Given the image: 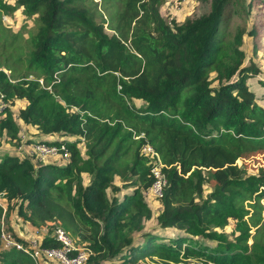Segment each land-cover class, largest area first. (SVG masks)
<instances>
[{
  "label": "trees",
  "instance_id": "1",
  "mask_svg": "<svg viewBox=\"0 0 264 264\" xmlns=\"http://www.w3.org/2000/svg\"><path fill=\"white\" fill-rule=\"evenodd\" d=\"M163 1L0 0V16L21 7L34 21L27 49L18 32L6 37L0 25V57L7 52L2 65L9 70L0 71L7 103L0 116V193L12 199L4 210L0 204V217L14 208L23 228L58 221L90 249L85 264L147 257L154 264H264V175L234 164L264 150V106L248 79L263 89L264 80L240 50L243 34L253 51L264 38V0L254 7V0H199L206 11L172 26L159 12ZM255 10L258 22L246 30ZM232 14L244 28L230 41ZM21 127L27 144H63L67 160L17 152ZM144 144L166 166L156 226L149 227L152 210L143 194L152 163ZM206 183L211 189L203 196ZM245 199L253 200L248 216ZM42 245L56 242L44 237ZM0 264L32 262L9 248L0 250Z\"/></svg>",
  "mask_w": 264,
  "mask_h": 264
},
{
  "label": "rangeland",
  "instance_id": "2",
  "mask_svg": "<svg viewBox=\"0 0 264 264\" xmlns=\"http://www.w3.org/2000/svg\"><path fill=\"white\" fill-rule=\"evenodd\" d=\"M97 1V3H99V0H94ZM7 3L9 4H13V0H6ZM258 5V0H254V4L253 7ZM207 6H205L204 4H199V0H164L162 2V4L159 6V12L161 14V16L164 18V20L171 24L170 26H172L174 23L180 24L182 23L187 17L193 18L195 16H198L199 14H201L202 12L206 11ZM260 14L259 11H254L250 14L249 16V21L245 23V27L246 30L248 29L249 23L257 21L258 22V17H254L255 15ZM0 25L4 28H6L7 31V36L8 34H14L16 32H18V37L20 44L22 45V47L26 46L25 49H27V38H28V30L32 29V27L34 26V21L32 19V17H27L21 10V7L16 8L11 14H3L1 13L0 16ZM239 28H244V22L242 21L241 17L232 14L231 18L227 24V29H226V33L228 36V39L231 41L232 40V36L235 33L236 29ZM108 33H110L108 31ZM8 41V38H7ZM24 45V46H23ZM9 49V48H8ZM8 49H6L8 51ZM5 50V51H6ZM240 50L243 51L244 53V60L245 62H247V60L252 61L253 65H255L256 69L259 71V73H257V78H260L262 80H264V38H261V41L258 44L257 49H255L253 51V46L251 43V38L248 35L243 34L242 37V44L240 46ZM4 52V51H3ZM7 52H5V54L2 55L5 56ZM0 57V69L4 70V66L2 65L3 58ZM8 64H10L11 62L9 61V59L7 60ZM19 65H21V62L18 63ZM16 65V64H15ZM26 65V62L23 61L22 65H21V73L25 74V70L24 67ZM246 65V64H245ZM4 71L9 73V70L5 69ZM210 76H212V73H209ZM33 75H29L28 78L32 77ZM255 78H250L248 79V85L249 87L252 89L253 93H256V102L258 104H261L262 106H264V99H258L260 97V93H263L264 96V89L260 86H258V84L255 82L254 80ZM212 86H215V82L212 83ZM216 87V86H215ZM139 101L134 100V104L135 105H139ZM17 104H15L14 106H11V109L15 110L16 109ZM35 129H31V133L34 134ZM23 136L26 137V132L23 133ZM42 135H40L41 137ZM39 137V136H38ZM34 138H37V136H35ZM55 140H61L62 137L56 136V138H54ZM5 145H3V147L5 148H9L11 147L9 142H5ZM9 146V147H8ZM30 146V145H29ZM78 148H80V150H83V142H79L78 143ZM24 155V154H23ZM50 160V159H47ZM237 165H240L242 170L244 171L245 174L247 175H264V150H260V151H255L251 154L245 155L243 157H239L237 159V161L234 163ZM89 176L83 174L82 175V179H83V183L85 184L88 180ZM262 185L264 186V180L262 182ZM211 189V184H204L203 186V196L206 195ZM108 195L110 196L111 193L108 192ZM121 195V194H119ZM143 200L145 202H147V204L150 206L151 210H152V217L145 223V226H156V222L154 220V216L157 213V208L158 203L156 202L155 199L150 198L146 193L143 194ZM8 201V202H7ZM12 202V199H6L4 195H0V204H8L10 205V203ZM253 200L252 199H245L242 201V205L244 207V209H246L248 212L246 214V216H248L250 214V212L252 211V207L250 206V204H252ZM250 203V204H249ZM260 206L262 207V210L260 212V215L263 217V211H264V198H262L259 201ZM3 206V205H2ZM0 225H2L4 228H7L10 231V227L13 228V232L16 233H21L23 235H26L28 233H33L38 237H42L44 231L42 230L44 228V226L35 228L33 227L32 229L29 228L27 225H24V228L26 229V231H24L23 228V224L21 223V221H19V217L16 218V214H15V210L14 208H12L9 212H8V217L5 214H2L0 217ZM256 227H250L249 229V233L250 235L255 233L256 231ZM223 231H225L227 234L229 233V227H225L223 229ZM12 232V230H11ZM68 232V231H67ZM12 233V234H14ZM230 236V235H228ZM249 237V236H248ZM75 238V237H74ZM197 241V239H195ZM252 239H250L249 241H251ZM200 242L201 245L207 246L208 248H211V243L205 239L203 240H198ZM248 241V242H249ZM1 250V249H0ZM146 259V263H149L150 261H152L150 258H145ZM144 260V259H143ZM151 263V262H150ZM152 264L153 261H152Z\"/></svg>",
  "mask_w": 264,
  "mask_h": 264
},
{
  "label": "built area",
  "instance_id": "3",
  "mask_svg": "<svg viewBox=\"0 0 264 264\" xmlns=\"http://www.w3.org/2000/svg\"><path fill=\"white\" fill-rule=\"evenodd\" d=\"M8 75V72L0 69ZM7 106L0 93V116ZM15 117V116H14ZM23 127L19 130V144L16 151L25 155H34L45 161L47 159H55L58 162H65L68 154L63 146L50 145L44 142L27 144L26 137L23 136ZM30 145V146H29ZM141 152L149 154L151 158L150 174L152 176L151 185L146 189L145 193L153 199H159L164 187L166 186L165 174L161 168L166 167L158 154L147 144L142 145ZM1 195V193H0ZM4 210V206H2ZM42 237H38L33 233L23 235L14 233L0 225V249L5 250L15 248L31 260L32 264H85L90 249L84 244L78 242L77 238L72 237L69 232L64 230L58 221H48L45 223ZM14 233V234H12ZM48 237L56 242L55 246L42 245V239ZM151 262V263H150ZM146 263V259L139 260L136 264H152V261Z\"/></svg>",
  "mask_w": 264,
  "mask_h": 264
},
{
  "label": "crops",
  "instance_id": "4",
  "mask_svg": "<svg viewBox=\"0 0 264 264\" xmlns=\"http://www.w3.org/2000/svg\"><path fill=\"white\" fill-rule=\"evenodd\" d=\"M23 129H24V127H23ZM31 131V130H30ZM24 132H25V129H24ZM26 135H27V132H26ZM27 137V136H26Z\"/></svg>",
  "mask_w": 264,
  "mask_h": 264
}]
</instances>
